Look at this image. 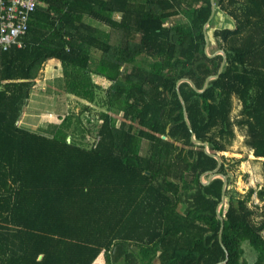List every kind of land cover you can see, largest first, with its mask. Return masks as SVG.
Returning <instances> with one entry per match:
<instances>
[{
    "label": "trees",
    "instance_id": "16d2710c",
    "mask_svg": "<svg viewBox=\"0 0 264 264\" xmlns=\"http://www.w3.org/2000/svg\"><path fill=\"white\" fill-rule=\"evenodd\" d=\"M215 4L232 20L207 28L227 61L205 90L183 81L180 93L228 177L221 240L223 180L201 181L218 160L191 140L176 93L179 78L201 88L219 69L222 54L205 52L211 0H38L24 44L0 50V264H213L224 246V264H264V182L229 186L246 155H225L242 130L264 175V0ZM51 57L83 110L103 106L91 145L81 113L19 124Z\"/></svg>",
    "mask_w": 264,
    "mask_h": 264
},
{
    "label": "crops",
    "instance_id": "0c3cea01",
    "mask_svg": "<svg viewBox=\"0 0 264 264\" xmlns=\"http://www.w3.org/2000/svg\"><path fill=\"white\" fill-rule=\"evenodd\" d=\"M39 4L42 8H47V3L45 1H41ZM216 17L218 18V15ZM83 20L95 26L105 29L108 28L107 25L88 14H84ZM35 32L39 34L40 27H38ZM33 36H35V34H33L32 37ZM98 54L99 52L95 50L94 55ZM94 77L99 79L101 76L94 75ZM109 83L110 82L107 81L104 86H107V84L109 85ZM76 100L78 102H85L83 99L65 91L61 61L55 57L48 58L43 62L35 77V84L24 105L19 124L24 128L39 131L42 129L41 126H44L47 121L54 120V116L49 117V113L53 115H55V113L65 114V110L68 112L69 109L75 108ZM46 104L54 105L55 107H45Z\"/></svg>",
    "mask_w": 264,
    "mask_h": 264
},
{
    "label": "rangeland",
    "instance_id": "374dc122",
    "mask_svg": "<svg viewBox=\"0 0 264 264\" xmlns=\"http://www.w3.org/2000/svg\"><path fill=\"white\" fill-rule=\"evenodd\" d=\"M215 13L216 15H218V18L213 17L212 22H210V24L212 25L211 29L212 27L216 25H219V26L229 25V24L231 25L230 21L232 20L226 19V16L224 15L223 12L216 11ZM182 19H183L182 16H176L174 18V20H182ZM210 47L211 49H215V50L217 49L216 45L214 44L213 38H211ZM75 103H76L75 108L69 109L68 112L81 113V115L84 118L85 127L91 128V132H88V135H86L88 144L91 145L96 142L97 138L99 139L100 137L97 134L98 124L100 123L99 122L100 120H98V118H99V112L103 109V106L99 104L98 105L92 104L90 109L83 110L84 108L83 102H78L76 100ZM47 106L55 107L54 105L46 104L45 107ZM239 107H240V103L237 100H235V104L233 108V115L237 113ZM65 112L68 113L67 110H65ZM44 113H47V112H44ZM88 117H91L92 119L91 123L87 121ZM244 139H245L244 132L238 129L236 137L233 141V144L230 145L228 150L225 152L226 153L225 155L227 157H230L232 155L237 156V157H242L246 155L245 159L241 162L239 168L236 171H234V174H232V179L229 185L245 194L250 187H259L264 182V175L262 171V160L260 158H257L252 153V150L245 144ZM146 147H147V144H146V141H144L142 144L141 151L142 152L144 151L145 153ZM204 178L206 179L207 175L204 176ZM252 199H254L255 202H259V199L256 193H253ZM252 199H250V203L253 202ZM259 203L262 204L263 202H259ZM184 208H185V203H182L180 205V209L184 210Z\"/></svg>",
    "mask_w": 264,
    "mask_h": 264
},
{
    "label": "water",
    "instance_id": "95a60500",
    "mask_svg": "<svg viewBox=\"0 0 264 264\" xmlns=\"http://www.w3.org/2000/svg\"><path fill=\"white\" fill-rule=\"evenodd\" d=\"M211 4H212V12H211V15L209 17V19L206 21V23L204 24V32H205V38H206V44H205V52L208 56H214L215 54L217 53H221L223 58H222V61L220 63V66H219V69L217 71V73H213V74H209L206 79H205V82H204V85L203 87L199 88L196 83L190 78V77H181L177 80L176 82V89H177V95L179 96V99L181 101V104L183 106V114H184V119L189 127V129L191 130L192 134H191V140L196 143V144H203L204 145V150L207 154L211 155V156H214L217 160H218V164L215 168L213 169H209V170H206L204 171L202 174H201V181L204 183V184H208L213 178L215 177H221L222 180H223V184H222V198L221 200L219 201V203L217 204V207H216V212H217V215L218 217L220 218V221H221V226H220V230H219V237H220V240H221V237H222V232H223V227H224V216L222 215L221 213V206L225 203V199H226V189L228 187V177L225 173L221 172L219 170L220 168V165L222 163V157L219 155V154H216L214 152H212L209 148V143L207 140H201L199 138L196 137V134L193 130V127H192V123H191V120H190V117H189V114H188V111H187V107H186V101L183 97V95H181V90H180V84L183 82V81H187L191 84V86L197 91V92H201L203 90H205L209 84V81L213 78H216L220 75L222 69H223V66L225 65L226 61H227V53L224 49H217L213 52H210L209 50V43H210V35L208 33V26L210 24V21L213 17H215V10H216V4H215V0H211ZM169 129V128H168ZM208 175V177L205 179L204 176ZM224 246V245H223ZM225 250H226V257L223 259V260H220V261H217L216 263H213V264H224L225 262H227L228 260V250L227 248L224 246Z\"/></svg>",
    "mask_w": 264,
    "mask_h": 264
},
{
    "label": "built area",
    "instance_id": "2783aa9c",
    "mask_svg": "<svg viewBox=\"0 0 264 264\" xmlns=\"http://www.w3.org/2000/svg\"><path fill=\"white\" fill-rule=\"evenodd\" d=\"M37 4L38 0H0V50L24 44Z\"/></svg>",
    "mask_w": 264,
    "mask_h": 264
}]
</instances>
